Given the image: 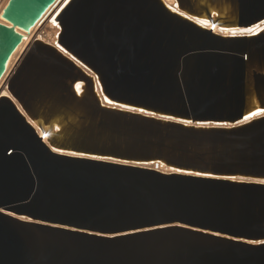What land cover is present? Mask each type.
<instances>
[{"label":"water","instance_id":"1","mask_svg":"<svg viewBox=\"0 0 264 264\" xmlns=\"http://www.w3.org/2000/svg\"><path fill=\"white\" fill-rule=\"evenodd\" d=\"M61 1L8 0L0 83ZM55 23L0 96V264H264V0H71Z\"/></svg>","mask_w":264,"mask_h":264},{"label":"bare ground","instance_id":"2","mask_svg":"<svg viewBox=\"0 0 264 264\" xmlns=\"http://www.w3.org/2000/svg\"><path fill=\"white\" fill-rule=\"evenodd\" d=\"M71 0H62L61 3L54 9V11L51 13L49 17H47L44 21L41 23H38L34 28L30 30V32H24L19 31L22 34H24V41L19 46L17 52L12 58V61L10 63V67L8 69L7 74L5 75L4 79L0 83V96L5 95L7 93L6 91V85L5 80L9 77L10 73L12 72L13 68L16 66V64L19 62L20 57L25 52V50L28 48L29 45H31L34 40L41 39L46 42H50L55 45V41L57 38V33L59 31L58 25L55 23V17L70 3ZM170 7H174V0H164ZM8 0H0V21L2 16V11L4 10L5 6L7 5ZM216 33L222 34V35H234V34H246V33H252L254 32L253 29L248 30H238L234 32H227V31H220L218 29L214 30Z\"/></svg>","mask_w":264,"mask_h":264}]
</instances>
